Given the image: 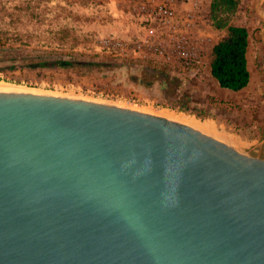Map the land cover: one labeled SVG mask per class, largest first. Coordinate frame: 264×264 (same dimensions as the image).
I'll return each mask as SVG.
<instances>
[{"label": "water", "instance_id": "1", "mask_svg": "<svg viewBox=\"0 0 264 264\" xmlns=\"http://www.w3.org/2000/svg\"><path fill=\"white\" fill-rule=\"evenodd\" d=\"M0 264H264V159L155 113L0 91Z\"/></svg>", "mask_w": 264, "mask_h": 264}, {"label": "rangeland", "instance_id": "2", "mask_svg": "<svg viewBox=\"0 0 264 264\" xmlns=\"http://www.w3.org/2000/svg\"><path fill=\"white\" fill-rule=\"evenodd\" d=\"M211 2H197L195 10L204 20H199L191 31L199 44L200 57L193 66L185 67L177 62L163 64L100 54L95 30L87 32L72 25L70 0H0V83L29 92L194 117L236 140L241 150L261 157L264 0H239L232 21L250 31L251 52L257 59L249 67V86L240 92L220 88L210 72L212 49L226 37L225 30L212 24ZM36 52H52L65 58L72 55L95 64L75 69L22 67L25 57Z\"/></svg>", "mask_w": 264, "mask_h": 264}, {"label": "built area", "instance_id": "3", "mask_svg": "<svg viewBox=\"0 0 264 264\" xmlns=\"http://www.w3.org/2000/svg\"><path fill=\"white\" fill-rule=\"evenodd\" d=\"M125 1L122 15L141 29L140 35L123 38L96 33L100 54L163 64L177 62L185 67L195 64L200 49L191 29L204 20L195 10L199 0Z\"/></svg>", "mask_w": 264, "mask_h": 264}, {"label": "trees", "instance_id": "4", "mask_svg": "<svg viewBox=\"0 0 264 264\" xmlns=\"http://www.w3.org/2000/svg\"><path fill=\"white\" fill-rule=\"evenodd\" d=\"M239 0H212L210 18L214 28L226 31V37L216 43L212 49L210 72L220 88L240 92L251 81L248 66V48L250 33L247 27L234 25ZM95 63L70 56L65 58L52 52L28 54L22 67L32 69L89 68ZM264 159V151L261 154Z\"/></svg>", "mask_w": 264, "mask_h": 264}, {"label": "crops", "instance_id": "5", "mask_svg": "<svg viewBox=\"0 0 264 264\" xmlns=\"http://www.w3.org/2000/svg\"><path fill=\"white\" fill-rule=\"evenodd\" d=\"M70 3L73 10L72 25L83 28L84 31L95 30V33L104 36L115 35L123 38H133L140 35L141 29L130 24L127 16L122 15L125 0H70ZM97 14L103 17V20H99ZM262 43L264 47V29L262 31ZM247 59L249 67L257 62L255 55L251 52V34Z\"/></svg>", "mask_w": 264, "mask_h": 264}, {"label": "bare ground", "instance_id": "6", "mask_svg": "<svg viewBox=\"0 0 264 264\" xmlns=\"http://www.w3.org/2000/svg\"><path fill=\"white\" fill-rule=\"evenodd\" d=\"M0 91H2V92H29L23 88L8 85L5 83H0ZM147 111H149V110H147ZM152 111H154V109ZM154 113L157 115L164 116V117H167V118L188 124L190 126H193V127L197 128V129H199V130H201L207 134H210V135L215 136L221 140H224L225 142H227L233 146H236V147L240 146L238 144V142L236 140H234L233 138L228 137L226 134L224 135L222 133H219L217 131V129L210 123H206V122L204 123V122L197 120L194 117H189V116L177 114V113H174L171 111H166V110L154 111Z\"/></svg>", "mask_w": 264, "mask_h": 264}]
</instances>
